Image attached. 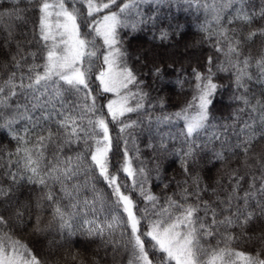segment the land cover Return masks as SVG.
Masks as SVG:
<instances>
[{
	"label": "snow or ice",
	"instance_id": "6c2138e0",
	"mask_svg": "<svg viewBox=\"0 0 264 264\" xmlns=\"http://www.w3.org/2000/svg\"><path fill=\"white\" fill-rule=\"evenodd\" d=\"M0 133V264H264V0H0Z\"/></svg>",
	"mask_w": 264,
	"mask_h": 264
},
{
	"label": "trees",
	"instance_id": "16d2710c",
	"mask_svg": "<svg viewBox=\"0 0 264 264\" xmlns=\"http://www.w3.org/2000/svg\"><path fill=\"white\" fill-rule=\"evenodd\" d=\"M257 2H259V0H257ZM173 14L177 16V19L180 23L183 24L185 21L189 22L182 34L178 37H174L172 41L174 47H169L167 45L159 46V41H155L151 36L142 33L135 39L129 41L130 48L133 52L137 50H143L147 52L150 59L153 55H158L166 59H179L180 57H185L182 63L185 68H189L191 63H194L197 58L207 54L209 49L207 45L197 44V42L201 40V33L196 28L197 20L194 16L189 17L187 14L183 13L177 14L175 13V10H173ZM177 66L179 67V64ZM155 94L156 93L154 92L153 95ZM166 96L168 101L167 108L169 111H172L185 103L186 99L188 98V90L185 88V90L181 91L178 86L169 85L166 89ZM215 107L217 115H228L231 109L228 106L227 93L224 94L223 99L219 97L217 98ZM0 146L14 148L15 142L11 141L5 134L0 133ZM145 155H148L146 150ZM176 170H178L177 166L172 165L169 168V175H171L172 172ZM80 243L82 246H87L88 244L87 241H81Z\"/></svg>",
	"mask_w": 264,
	"mask_h": 264
}]
</instances>
